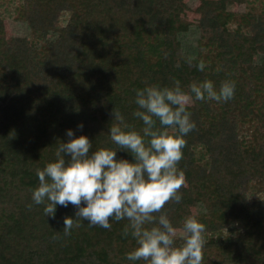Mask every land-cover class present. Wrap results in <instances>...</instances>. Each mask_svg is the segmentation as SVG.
<instances>
[{"label": "trees", "instance_id": "trees-1", "mask_svg": "<svg viewBox=\"0 0 264 264\" xmlns=\"http://www.w3.org/2000/svg\"><path fill=\"white\" fill-rule=\"evenodd\" d=\"M19 1L22 5L15 9L28 36L7 38L0 13V264H131L125 254L136 245L130 235H122L126 220L110 218L112 227L105 229L76 217L79 226L65 235L63 218L74 216L76 207L57 205L55 217H49L43 204L27 206L31 189L39 183L37 168L69 139L67 129L90 138L92 121L109 124L101 118L112 110L101 112L105 97L92 88L95 70L104 71L101 61L107 52L119 55L111 66L123 65L117 75L121 87L138 78L124 76L129 70L121 63L141 62L146 38L156 37L161 42L158 78L172 84L181 77L168 62L193 68L201 58L198 43L193 55L179 47L180 36L191 26L215 51L199 59L204 70L219 65L222 75L215 79L219 84L235 80L237 90L227 102L196 100L190 105L196 128L185 137L179 162L186 187L180 189L181 202L169 201L162 211L180 227L186 208L211 203L217 220L211 212L200 220L206 225L202 264H264V12L238 23V29L245 26L240 31L224 26L232 17L227 0H200L195 22L187 20L185 0ZM95 36L87 48L85 41L89 44ZM109 73L104 90L119 92L107 82L113 77ZM102 146L97 143L93 150Z\"/></svg>", "mask_w": 264, "mask_h": 264}, {"label": "clouds", "instance_id": "clouds-1", "mask_svg": "<svg viewBox=\"0 0 264 264\" xmlns=\"http://www.w3.org/2000/svg\"><path fill=\"white\" fill-rule=\"evenodd\" d=\"M195 67L204 71L206 65L200 60ZM235 89L232 79L221 81L218 87L211 79L193 81L187 91L178 79L171 86L153 83L135 89L132 116L140 126L129 123L119 109H112L108 135L116 147L95 150L86 134L67 129L69 139L57 145L53 159L37 168L39 183L31 189L27 206L43 204L44 215L54 218L57 205H74L75 215L63 218L65 235L79 226L76 217L105 229L112 227L110 218L126 220L122 235H130L136 245L125 254L131 264H202L206 225L189 215L177 227L162 209L169 201L180 203V189L186 187L179 162L185 137L196 128L191 103L227 102ZM117 149L131 158L117 157Z\"/></svg>", "mask_w": 264, "mask_h": 264}, {"label": "rangeland", "instance_id": "rangeland-1", "mask_svg": "<svg viewBox=\"0 0 264 264\" xmlns=\"http://www.w3.org/2000/svg\"><path fill=\"white\" fill-rule=\"evenodd\" d=\"M227 5L226 11L228 13H231L232 17L230 18L231 21L227 22V25L225 23L224 26L229 27V29L232 30H240L243 31L245 30V26L243 28H239V24L244 25L246 22L245 20H248L249 17H253L254 19H257L259 17H262V11L264 12V0H227ZM19 0H0L1 7H0V13L1 17L3 18V23L5 27V34L7 38L10 37H26L28 36L29 32L28 29L26 28L25 23L21 18L22 14L18 12L17 9H15V6H21L22 4H19ZM187 3V7L185 9V14L187 17V20L192 22L196 20L197 18V13L195 10V7L200 4V0H185ZM225 2V0H224ZM216 8L218 5L213 4ZM226 12V13H227ZM65 16H60V18H64ZM243 20V21H242ZM195 27V26H194ZM193 26L189 27L188 31H186L182 36H180V43L179 47L182 48L183 52L186 53L187 55H193V49H195L196 44L198 43L199 45V53L201 54V58L204 55L207 56H212L213 54L215 55L214 50H209L208 46L205 44V37L201 36L199 31L194 28ZM95 30H100L99 28H95ZM176 37L179 35V33L175 34ZM200 37V39H199ZM97 36L91 37L92 41L88 44V40L85 41L86 47L88 48L90 45L94 43V40H96ZM197 39L201 40L199 43ZM97 41L100 42H107L103 38H99ZM160 40L157 39L156 37L149 36L146 38L145 44L142 45L141 47V53L143 55V59L139 63L133 64L132 63H121L124 64L128 68V72L124 74V76L129 75H137L138 78L136 80H131L129 78V81L127 82L128 84H124L123 86L119 87L117 84V75L119 77L120 72H122L123 68L122 66L112 68L111 64L117 59L119 55H117L115 52H107V55L105 58L102 59L101 64L104 66V71L103 73L101 72V68L98 67L95 70V75L92 78V88L99 90L103 92V96L105 98H102L101 100V112L104 113L103 111H107L108 109H119L126 117L129 123L136 125L137 127L140 126V121L137 120L135 117L132 116L133 110L136 108V105L134 103V97H135V89L137 88H143L146 84H153V83H158L161 86H171L172 84L168 83L165 78L162 76L158 78V70L160 69V61H159V52H158V47H160ZM107 48V46H106ZM109 48V47H108ZM206 56V57H207ZM198 57L199 59H201ZM213 60H216L214 57ZM207 62V61H206ZM169 66L173 67L174 72L177 74L178 77H181L179 81L181 82L182 88L187 91L188 85L193 82V81H202L204 79H209L210 77L214 78V83L218 87V80L215 79L216 77H219L222 75L221 72L218 71V66L216 64L207 65V69L202 71V73L196 72V67L189 68L186 66V64L177 63V62H168ZM208 63V62H207ZM106 70V71H105ZM110 72L111 76V84H114V87L116 89L119 88V92L114 93H109L107 90H104L106 88L105 83H103L105 73ZM102 73V74H101ZM109 73V74H110ZM100 74V79L96 78ZM206 74H209L206 75ZM103 77V78H102ZM141 78V79H139ZM191 79V81H190ZM122 81V80H121ZM143 82V83H141ZM143 84V85H140ZM104 90V91H103ZM237 90V88L235 89ZM122 92V96L119 99V93ZM107 95V97L105 95ZM125 101V102H124ZM114 103V104H111ZM194 103V102H192ZM191 103V104H192ZM112 105H115L112 107ZM103 115V114H102ZM102 120H105L106 122H109V124H106L105 122H99V124L96 125V121L93 122V129L92 131L89 132L90 135V140L92 141L94 147L97 143H104L105 146H110V147H116V145L110 140L109 135H108V130L110 124L113 122L112 119V114L111 115H103ZM86 120V119H84ZM92 120V119H90ZM104 124V125H103ZM86 130V129H85ZM88 132V130H86ZM85 131V132H86ZM88 136V135H87ZM117 157H128L130 158L131 155L127 152H125L123 149H117L116 150ZM252 194V192H250ZM220 211V210H219ZM186 212L189 215H196L200 220L208 219V214L207 212H211V215H214L213 218L217 220V213L213 212V209L211 210V203L210 205L208 204L205 206V204L200 205H193L189 206L186 208ZM220 217V216H219ZM225 218V217H224ZM221 220V217L219 218ZM112 264H122L118 263V261H113Z\"/></svg>", "mask_w": 264, "mask_h": 264}]
</instances>
